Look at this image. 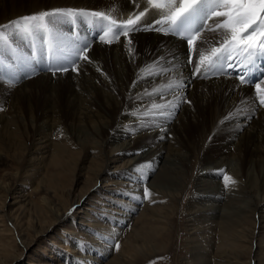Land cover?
I'll use <instances>...</instances> for the list:
<instances>
[{
	"label": "bare ground",
	"instance_id": "1",
	"mask_svg": "<svg viewBox=\"0 0 264 264\" xmlns=\"http://www.w3.org/2000/svg\"><path fill=\"white\" fill-rule=\"evenodd\" d=\"M145 6L146 0H136L135 3L132 0H76V2L57 0L49 5L33 0L32 6L26 9H15L3 17L0 16V25L8 24L25 15L54 8L105 12L111 10L113 18L119 23L133 13L138 14ZM152 12L153 10L149 8V13ZM155 18L152 16L150 19ZM86 25L83 20L78 19L75 24H64L62 30L68 34L73 33V29H78L88 37ZM108 38H112L111 35ZM90 40L93 43L87 55L91 62L80 61L78 72L69 70L53 75L50 71L41 70L36 77L30 80L22 78L21 82L14 85L11 84L12 80L10 82L7 80L10 84L0 83V95L6 93L12 97L15 92H27L30 90V83L41 81L52 85L59 103L58 95L62 94L59 83L67 82L69 93L67 103L75 104V113L69 124L72 127L80 126L92 137L101 139L95 141L93 146L99 149L104 163L97 174V179L101 178L105 169L120 159L124 160L118 167L122 169L114 171L123 174L124 170L125 175L132 174L131 170L137 166L138 159L125 157L135 149L143 150L144 153L139 158L141 161L153 159V163L156 164L160 158H164L160 169L158 165L154 179L147 180V187L152 190L157 200H161L164 194L175 195L184 187L183 183L194 181L198 188L191 203L192 208L199 212L198 215L207 212L211 213L214 219L234 220L246 216L245 212H252L255 220L258 215L261 218L260 222H264V105L259 103L260 97L264 94L262 92L257 94L254 86L241 83L235 74L209 76L207 79L199 74L193 75V69L198 66L197 52L209 55L211 48L218 46V36L207 30L201 33L193 45L191 64L185 63V56L188 55L185 41L160 32H129L127 36L121 35L118 41L113 39L111 44L101 42L97 38ZM129 40H133L134 44H129ZM173 54L176 61L172 60ZM159 57H164L163 60H159L160 65L173 67L178 62L179 68H174L172 72L161 76L141 79L140 69L151 65ZM106 61L114 67V72L105 68ZM199 66L203 73L205 65ZM175 78L183 79L185 84L183 89L174 87L160 95H144L146 90L151 93L154 88L162 87ZM261 88H264V83L261 84ZM176 95H181L190 103L181 102L174 119L157 117L155 123L149 120L150 126L142 127L141 120L144 118L138 117L136 113L150 107L152 102L162 104L168 100H175ZM101 96L115 97L119 100V102L115 100V106L119 105L121 111L116 116L110 114L107 105L101 102ZM15 108L17 106L12 104L11 99L5 104L0 102V109H3L0 110V136H7L10 139V127L16 126L17 117L23 118ZM229 113L236 115L233 119L224 120ZM56 114L59 116L57 111ZM57 115L45 112L38 122L35 121L37 127L35 139L30 147L32 153L41 152V149L50 146L45 129L48 125L50 127L63 124ZM22 121L26 124L24 120ZM101 125L109 128L106 135H102ZM123 126L127 127L124 131L127 136H131V141L119 142L118 136L115 135L114 129ZM77 137L78 141L86 146L87 143H84L81 136L77 134ZM69 153L71 152L66 146L58 145L54 160L69 156ZM176 163L186 169L183 170V176L175 174L177 169L172 166ZM225 176L231 180H225ZM137 207V204L130 203L126 211L124 208L112 209L120 223L128 221L129 218L131 220L133 217L130 216V211L137 210ZM160 207L155 208L159 210ZM145 208L152 212L155 209L149 206ZM66 212L67 210L63 211L56 223L66 217ZM146 216L147 214L142 212L139 218L143 219ZM189 221H192L190 224L197 226L194 219ZM259 230H254V237L255 233L261 232Z\"/></svg>",
	"mask_w": 264,
	"mask_h": 264
},
{
	"label": "rangeland",
	"instance_id": "2",
	"mask_svg": "<svg viewBox=\"0 0 264 264\" xmlns=\"http://www.w3.org/2000/svg\"><path fill=\"white\" fill-rule=\"evenodd\" d=\"M39 1L49 5L57 0ZM32 2L0 0V16L15 9H26ZM21 47L29 50L26 44ZM105 68L114 72L109 61L105 62ZM7 80L10 82V75L0 73V83L6 84ZM59 84L62 93L58 95L59 103L52 85L41 81L30 83L27 92H15L12 97L6 93L0 95L1 103L11 99L17 106L15 111L23 116L16 118V126L10 127L12 139L0 136V264H264L261 218L257 215L255 220L252 212H245L246 216L234 220L214 219L207 212L198 215L191 203L198 188L194 181L191 184L186 181L178 194H164L161 200L156 199L150 188V199L140 202L131 198L129 194H142L143 186H148L150 178L154 179L164 158L156 164L153 159L144 162L139 160L143 150L135 149L125 157L138 159L132 174L114 171L122 169L118 168L124 161L120 159L97 179L104 163L99 149L93 146L101 139L92 137L80 126L69 124L75 104L67 103V82ZM100 99L113 116L121 111L119 105L115 106V97L101 96ZM45 112L57 115L63 124L48 125L45 130L50 146L32 153L35 121ZM125 128L114 129L119 142L132 140ZM101 129L102 135L109 132L108 127L101 125ZM77 134L86 146L78 141ZM58 145L66 146L71 152L69 156L54 160ZM141 165L146 175L144 180L136 172ZM172 167L177 169L175 174L182 176L186 170L179 163ZM130 203L138 205L137 210L130 211L133 218L119 223L112 208L126 211ZM146 206L163 208L152 212ZM64 210H67L66 217L56 223ZM142 212L147 214L143 219L139 218ZM191 219L197 226L190 224ZM255 229L261 232L254 237ZM115 243L120 245L118 250L110 246Z\"/></svg>",
	"mask_w": 264,
	"mask_h": 264
},
{
	"label": "snow or ice",
	"instance_id": "3",
	"mask_svg": "<svg viewBox=\"0 0 264 264\" xmlns=\"http://www.w3.org/2000/svg\"><path fill=\"white\" fill-rule=\"evenodd\" d=\"M149 8L152 13H149ZM152 16L156 18L150 19ZM78 19L94 30L98 29L97 39L107 44L113 43V39L118 41L121 35L127 36L129 32L142 31H155L182 39L188 46L187 64L192 62L193 45L201 33L205 30L215 33L218 46L212 47L209 55L197 52L198 66L193 69V75L199 74L207 79L210 75L226 74L231 69L237 72L241 83H252V76L259 75V82L254 83V88L257 94L264 92L261 88L264 83V0H146V6L138 14L133 13L119 23L113 18L111 10H43L0 25V73L10 75L14 83H19L22 77L38 75L41 70L50 71L53 75L69 70L78 72L80 61L91 62L87 52L93 41L87 36L77 37L75 29L68 34L62 30L65 23L75 24ZM110 35L112 38H108ZM128 43L131 44V40ZM22 44H26L30 51H25ZM163 59L159 57L151 65L141 68L140 78L161 76L179 68L178 62L173 67L160 65L159 60ZM172 60L176 61L175 54ZM199 65H205L203 73ZM174 87L183 89V79H171L151 93L146 90L144 95H160ZM181 102L190 103L181 95H176L175 100L166 103L152 102L150 107H145L136 115L144 118L141 120L142 127H149L148 121L155 123L157 117L174 119ZM259 103L264 105V96L260 97ZM235 115L229 113L224 120L233 119ZM143 168V165L136 168L141 180L146 179ZM225 180L230 181L231 178L225 176ZM129 195L140 202L151 197L146 185L142 194ZM110 246L116 250L120 247L119 243Z\"/></svg>",
	"mask_w": 264,
	"mask_h": 264
}]
</instances>
